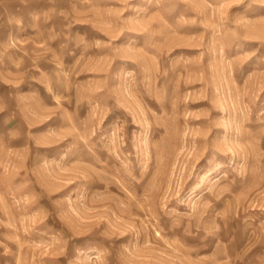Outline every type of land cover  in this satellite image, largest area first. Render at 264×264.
I'll list each match as a JSON object with an SVG mask.
<instances>
[{"label": "rangeland", "instance_id": "1", "mask_svg": "<svg viewBox=\"0 0 264 264\" xmlns=\"http://www.w3.org/2000/svg\"><path fill=\"white\" fill-rule=\"evenodd\" d=\"M0 264H264V0H0Z\"/></svg>", "mask_w": 264, "mask_h": 264}]
</instances>
